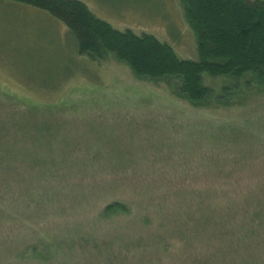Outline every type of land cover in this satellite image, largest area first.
Wrapping results in <instances>:
<instances>
[{
  "label": "rangeland",
  "instance_id": "374dc122",
  "mask_svg": "<svg viewBox=\"0 0 264 264\" xmlns=\"http://www.w3.org/2000/svg\"><path fill=\"white\" fill-rule=\"evenodd\" d=\"M78 1L198 59L179 0ZM202 84L193 104L0 0V264H264V82Z\"/></svg>",
  "mask_w": 264,
  "mask_h": 264
},
{
  "label": "trees",
  "instance_id": "16d2710c",
  "mask_svg": "<svg viewBox=\"0 0 264 264\" xmlns=\"http://www.w3.org/2000/svg\"><path fill=\"white\" fill-rule=\"evenodd\" d=\"M27 4L63 23L80 55L103 60L112 54L141 79H177L193 104L210 96L202 77L241 78L264 82V0H179L196 38V61L180 60L173 49L150 34L117 31L96 18L78 0H4ZM230 90V87H225ZM224 92V93H225ZM108 205L106 210L119 208Z\"/></svg>",
  "mask_w": 264,
  "mask_h": 264
}]
</instances>
